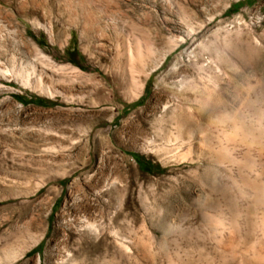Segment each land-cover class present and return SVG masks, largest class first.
<instances>
[{"label":"rangeland","instance_id":"1","mask_svg":"<svg viewBox=\"0 0 264 264\" xmlns=\"http://www.w3.org/2000/svg\"><path fill=\"white\" fill-rule=\"evenodd\" d=\"M0 264H264V0H0Z\"/></svg>","mask_w":264,"mask_h":264}]
</instances>
